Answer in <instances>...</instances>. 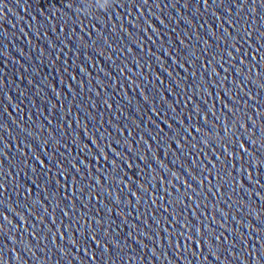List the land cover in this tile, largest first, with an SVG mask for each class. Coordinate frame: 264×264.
Here are the masks:
<instances>
[{"label": "water", "instance_id": "95a60500", "mask_svg": "<svg viewBox=\"0 0 264 264\" xmlns=\"http://www.w3.org/2000/svg\"><path fill=\"white\" fill-rule=\"evenodd\" d=\"M0 264H264L77 0H0Z\"/></svg>", "mask_w": 264, "mask_h": 264}, {"label": "clouds", "instance_id": "9594fccd", "mask_svg": "<svg viewBox=\"0 0 264 264\" xmlns=\"http://www.w3.org/2000/svg\"><path fill=\"white\" fill-rule=\"evenodd\" d=\"M94 5L99 8H107L111 5V0H94ZM83 10L88 11V8Z\"/></svg>", "mask_w": 264, "mask_h": 264}]
</instances>
